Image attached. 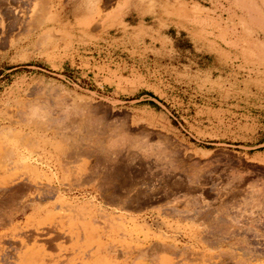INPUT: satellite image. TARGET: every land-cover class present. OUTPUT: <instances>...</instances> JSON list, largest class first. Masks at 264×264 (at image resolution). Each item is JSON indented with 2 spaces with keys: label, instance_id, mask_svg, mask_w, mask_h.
<instances>
[{
  "label": "rangeland",
  "instance_id": "rangeland-1",
  "mask_svg": "<svg viewBox=\"0 0 264 264\" xmlns=\"http://www.w3.org/2000/svg\"><path fill=\"white\" fill-rule=\"evenodd\" d=\"M65 1L0 0V264H264V0Z\"/></svg>",
  "mask_w": 264,
  "mask_h": 264
},
{
  "label": "crops",
  "instance_id": "crops-1",
  "mask_svg": "<svg viewBox=\"0 0 264 264\" xmlns=\"http://www.w3.org/2000/svg\"><path fill=\"white\" fill-rule=\"evenodd\" d=\"M101 1H103L108 7H107V11L111 10V6H110V2L108 0H66L64 2L65 5V9H66V20H68L70 23H74L77 21H80L83 19V17L85 15L88 14V12L92 13V10H95L94 7L97 6ZM125 0H118V3H123ZM138 1V0H137ZM136 1V2H137ZM136 2L133 0L132 4H131V11H130V15L135 18V14L136 17L138 18V14L137 12L134 10L135 7L139 6V2L136 4ZM91 7L90 10L86 9L85 7ZM113 8H115V6H113ZM128 14V15H129ZM147 95H144L143 97H145ZM141 100H146V99H140L137 101H141ZM264 152H256L254 153V158L258 157V156H262Z\"/></svg>",
  "mask_w": 264,
  "mask_h": 264
},
{
  "label": "trees",
  "instance_id": "trees-1",
  "mask_svg": "<svg viewBox=\"0 0 264 264\" xmlns=\"http://www.w3.org/2000/svg\"><path fill=\"white\" fill-rule=\"evenodd\" d=\"M25 66H31V64H28V65H25ZM7 70H9V69H7ZM2 74H0V76H1ZM144 94H149V93H143V95ZM140 98V97H139ZM139 98H137V99H139ZM151 105L153 106V107H155V108H157V106L155 105V104H153V103H151Z\"/></svg>",
  "mask_w": 264,
  "mask_h": 264
}]
</instances>
